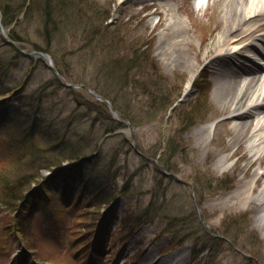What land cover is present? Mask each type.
Returning <instances> with one entry per match:
<instances>
[{"label": "rangeland", "instance_id": "374dc122", "mask_svg": "<svg viewBox=\"0 0 264 264\" xmlns=\"http://www.w3.org/2000/svg\"><path fill=\"white\" fill-rule=\"evenodd\" d=\"M121 1L49 0L46 14V4H37L35 8L42 15L34 13L21 23L19 21L11 30L12 35L21 41L16 43L18 47L29 45L26 48L30 47V50L45 48L47 44L63 50L71 40L67 47L73 48L74 52H67L69 49L66 48L60 55L64 54L67 60L61 57L55 60V68L57 63V67L65 71V74L60 72V76L72 77L74 82L85 84L108 98L112 109L121 111L132 124L131 131L129 128L128 131L135 136L141 150L150 158H153L151 155L157 158L160 155L161 164L171 167L178 181L159 175L155 165L135 155L127 144L128 135L107 138L100 157L114 160L113 164L102 165L103 174L113 178L112 184L117 182L120 187L124 174L136 172L130 190L131 198L139 202V208L144 209L149 222L137 229L133 236L122 241L111 240L106 245L108 255L91 260L80 247L77 252L74 250L76 242L68 234L72 213H67L66 208L62 209L66 213L64 219L57 213L47 219H42L40 215L32 216L30 223L33 227L30 229L23 225L22 218L12 214L15 206L11 201L2 202L4 194L0 189V264H6L7 255L18 249L11 233L13 223H16L19 232H28L31 247L29 253L20 254L13 264H153L163 250L184 235V228L188 229L186 232L190 236L183 239L184 246L180 248L188 252L185 258H177L179 261H174V264H264V221L258 220L260 212L256 209V198L264 178L251 192V204L245 207L238 201L240 195L236 187L241 180L247 179L242 178L244 171L247 168L251 173L258 162L253 166L246 165L250 156L246 137L238 142L231 139L237 132L234 130L236 125L225 122L227 115L223 114V109L213 98L214 82L217 80L213 76L216 68L214 56L209 61L204 59L205 54L211 55L207 51L219 40L218 31L225 25L218 18L219 8L216 11L213 9V0H208L210 5L206 11L204 7L195 9L193 0H175L170 13L184 26L171 25L169 28V25L163 27L157 23L160 15L153 13L156 8L154 4H170L168 0H129L128 5H123ZM190 10L193 14H188ZM205 12L206 15L202 16ZM106 16L108 18L104 20ZM176 35L186 39L181 44L182 55L177 54L181 58L167 63V49L173 50L171 46ZM14 55V48L0 38L1 118L8 108H14L13 101H10L13 96L8 88L14 86L12 83L22 69H25L23 74L28 71L29 62L32 61L22 59L23 62L13 65L9 57L13 58ZM29 74L32 76L25 84L28 94L45 87L44 83L55 78L44 63ZM188 82L190 86L186 91ZM43 90L48 94L42 110L47 116L46 123L51 121L50 114H47L49 111H55L53 116L61 114L66 118L74 113L80 117L88 115L72 129L67 126V129H71L68 134L89 138V134L92 135L89 129L92 121L96 116L104 118L102 122H95L97 132L93 144L88 140L89 147H96L94 144L102 139L107 125L113 127L108 107L98 108L81 88L78 92L82 93L81 98L86 104L80 101L82 104L77 106V110L67 89L60 88L56 92V88L49 84V88ZM180 98L182 101L177 100ZM33 100L37 102L35 98ZM175 100L178 102L173 106L175 103H171ZM71 121L65 119L64 126L58 123L60 135ZM211 122L214 132L210 140L202 142L203 136L199 134L194 137ZM124 127L119 126L123 132L127 131V127ZM125 138L127 141H123ZM39 139L42 140L40 136ZM8 140V133L0 128V172L7 171L12 164L1 153L7 147ZM241 155L243 158L238 159ZM221 159L223 162L219 163ZM113 166L120 169L117 179L114 178ZM76 177L79 175L76 174ZM135 200L119 201L117 208L125 205V210H133ZM150 202L154 204L147 208ZM81 211L86 218L87 212ZM89 215L90 222L94 223L96 214L91 212ZM78 220L83 222L84 219ZM201 222L212 237H204L206 230ZM88 225L83 223L80 230L86 231ZM110 225L113 226V223ZM166 228L169 233H165ZM173 235L177 238H173ZM20 240L21 244L26 242L23 236ZM195 245L209 246L208 253L197 258L196 263L191 261L190 250ZM120 246H123L121 256L115 258ZM73 250L76 255L82 252V257L74 259Z\"/></svg>", "mask_w": 264, "mask_h": 264}, {"label": "bare ground", "instance_id": "6f19581e", "mask_svg": "<svg viewBox=\"0 0 264 264\" xmlns=\"http://www.w3.org/2000/svg\"><path fill=\"white\" fill-rule=\"evenodd\" d=\"M117 1L119 2L121 0ZM127 1L122 0L121 2L124 5ZM155 1L160 2L163 0ZM194 2L195 9L201 6L204 7L203 10L205 11L210 5V3H207L204 6V0H194ZM167 3L170 4L157 6L153 11V13L156 12L160 15L157 23L163 27L169 25V28L171 25L174 27L184 26L183 22L179 21L175 15L170 13L172 6L176 4L175 0H168ZM211 6H213V9L215 8V11L219 8L217 10L219 11L218 18L222 22H225V25L218 31L219 40L216 43L214 42L211 49H208L207 52H210L213 56L216 55L217 58L226 55V57L219 59L214 56V59L218 62L213 73V76L217 79L214 83L213 98L219 107L223 109V114L227 115L225 122L235 123L236 125L234 130L235 132L237 130V132L234 133L235 135L231 139L233 138L232 140L234 142H238L240 138L246 137L250 150L249 161L246 165L251 164L250 166H253L254 163L258 162L257 167L251 173L246 168L242 178L247 177V179L241 180V184L236 187L240 195L238 201L246 207L253 202L251 192L254 190L256 184H260L261 179L264 178V66L261 67L257 63L250 62L249 59L246 61L251 65L246 66L242 62L239 63L237 59L238 64H232L233 66L230 71L228 64L237 57L235 49L238 46H241L243 49H248V41L251 38L264 36V0H213ZM188 14H193V12L190 10ZM204 15H206V12L205 14L202 13V16ZM175 38L171 46L173 50L167 49V57H169L167 63L168 61H175V58H181L177 54L182 55L180 54L183 49L181 44L185 43L186 39L179 35H176ZM208 54H205V60L209 58ZM244 59L247 58L244 57ZM261 63L264 64V61ZM189 85L190 83L188 82L186 85L187 90ZM213 129L214 125L212 122L206 124L205 127H202V131L194 134V137L199 134L203 136L201 138L202 142L204 140H210L214 132ZM196 142L200 143L198 140ZM242 158L243 156L241 155L238 159ZM218 162H223V159ZM256 199L258 201L256 209H259L257 211L258 213L260 212L258 220L261 219L264 221V184H262V188ZM183 253L180 252L177 256H181ZM174 256L169 255L160 264H170L176 258Z\"/></svg>", "mask_w": 264, "mask_h": 264}, {"label": "trees", "instance_id": "16d2710c", "mask_svg": "<svg viewBox=\"0 0 264 264\" xmlns=\"http://www.w3.org/2000/svg\"><path fill=\"white\" fill-rule=\"evenodd\" d=\"M39 2L46 4V11L44 12L46 14L49 10L47 8L49 0H22L15 9L11 8L6 2H0V10H2L4 21H10V24H12L15 18L22 13L23 9H26L25 17L34 15V12L42 15L35 8ZM63 57L64 54L61 55V58ZM81 95V92L75 93L74 100L78 105L82 104L80 102L83 100ZM173 103L174 101L171 104ZM41 104V101L35 104L36 107L32 109L30 115H26L27 112L17 111L15 117L17 122L14 125L15 131L11 132L8 129L7 157L10 156V159H12L10 161L13 165L11 164L7 171L3 170L1 171L2 173L0 172V189H5L9 193H7L8 198L11 200L20 199L22 191L31 182L39 180L42 169L51 170L61 166L64 161L78 160L83 155L94 153L97 150V147H89V144L84 142L85 140L83 139L77 138V142L74 144L75 140H71L67 134L63 137V134L60 135L58 133V129L54 127L53 122H50L47 127L43 125L42 122H45V119L37 116L43 110ZM33 114L36 115L35 121L32 120L34 118ZM6 127L8 128V124ZM111 129L107 130L111 131ZM16 132L19 135H14ZM39 136L42 140L39 139ZM42 143H45V145L41 146ZM101 150L102 148L97 152V157L100 161ZM113 160L111 159L108 163L112 164ZM95 168L98 171L100 170L98 169V164L95 165ZM168 170L170 171V167ZM100 173L103 175L102 170ZM131 221L132 224L136 222L135 219Z\"/></svg>", "mask_w": 264, "mask_h": 264}, {"label": "water", "instance_id": "95a60500", "mask_svg": "<svg viewBox=\"0 0 264 264\" xmlns=\"http://www.w3.org/2000/svg\"><path fill=\"white\" fill-rule=\"evenodd\" d=\"M94 94V93H93ZM96 97H98L97 95H95Z\"/></svg>", "mask_w": 264, "mask_h": 264}]
</instances>
